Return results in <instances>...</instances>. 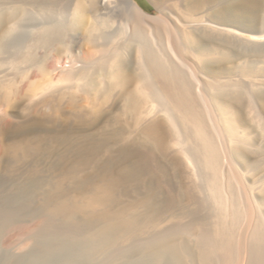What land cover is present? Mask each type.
I'll list each match as a JSON object with an SVG mask.
<instances>
[{
  "label": "bare ground",
  "instance_id": "6f19581e",
  "mask_svg": "<svg viewBox=\"0 0 264 264\" xmlns=\"http://www.w3.org/2000/svg\"><path fill=\"white\" fill-rule=\"evenodd\" d=\"M151 1L155 6L153 14L144 12L135 0H74L72 4L62 0H21V4L0 10V26L7 19L28 16L35 9L44 16L36 29L49 38L67 27H83L89 12L99 11L98 15L109 16V20L110 16H118L119 36H113L115 40L110 35L113 40L99 53L98 60L89 65L84 56L86 64L79 68V78L73 72V62L68 68L62 67L58 79L68 82L69 88L87 91L79 82L83 80L80 76L108 64L116 81H124L122 85L127 89L134 73L143 97V111L157 117L154 115L139 127V149L127 144L118 147L117 158L124 161L119 168L112 167L111 156L98 161L91 174L77 180L78 187L100 181V199L114 200L117 188L140 180L143 171H149L151 154L165 147L169 133L171 144L196 179L195 189L208 195L217 207L216 221L210 230L201 222L193 226L197 252L187 245L186 230L179 232V237L159 238L144 254L161 264L166 258H171L173 264H232L235 254L238 264H264V192L260 197L257 194L264 180L250 184L245 177L254 165L251 158L264 154V42H252L250 38L264 40V0ZM241 34L245 39L236 37ZM100 36L105 41H92L95 47L111 40L108 35ZM6 46L1 43L2 49ZM130 61L135 63V71ZM24 124H11L8 131L0 128V134L9 138L3 153L6 167L10 166L7 176L0 175V211L30 207L44 184L53 188L59 185L54 178L44 179L38 168V160L44 155H58L69 161L50 163L48 171H60L57 177H74L93 161L104 144L91 135L84 136L82 143H75L68 133L26 136ZM61 145L65 147L63 152L58 150ZM131 158L136 160L128 162ZM18 162L23 165L16 167ZM44 195L46 204L50 198L58 197L51 194V189ZM64 196L57 198L53 215L67 217L74 212V203L61 199ZM152 196L151 191L133 200L142 207V215H124L117 223L105 226L103 232L111 234L118 226L122 234L129 236L152 223L163 210ZM204 200L196 202L205 205ZM241 224L242 231L238 230Z\"/></svg>",
  "mask_w": 264,
  "mask_h": 264
},
{
  "label": "rangeland",
  "instance_id": "374dc122",
  "mask_svg": "<svg viewBox=\"0 0 264 264\" xmlns=\"http://www.w3.org/2000/svg\"><path fill=\"white\" fill-rule=\"evenodd\" d=\"M62 1L70 4L74 2V0ZM135 1L144 12L148 14L155 12L151 0ZM21 3V0H0V10ZM69 11L66 17L69 16ZM175 11L173 9L174 13ZM97 13L100 14L99 11L89 12L83 27H67L55 32L56 35L53 33L49 38H44L36 29L44 20V16L35 9L28 16L20 15L14 19H7L0 26L1 130L8 131L11 124L25 123L26 136L68 133L75 143H82L84 136L91 135L104 143L93 161L78 170L74 177H57V172L60 171L47 170L48 165L53 162L69 163L64 160L65 158L58 155H44L38 160V168L41 169L44 179L54 178L53 180H57L59 185L57 184L56 189L51 184H44L38 190L34 205L30 207L23 210L0 211V264H161L144 254L145 250L159 238L179 237L181 236L179 232L187 230L188 234H184L185 241L192 251L197 252L198 248L193 239L195 238L193 228L196 223L201 222L210 230L211 225L216 221L217 207L208 195L195 189V178L190 174L189 167L179 156L176 147L171 144L169 133L165 147L151 154L149 171L147 169L146 172L143 171L145 174L142 173L143 178L140 180L117 188L114 200H106L103 197L100 199L102 195L98 186L100 181H96V184L91 183L93 186L89 184V187H78L77 180L85 174H91L98 161L102 162L112 157V167L119 168L124 161L117 158L118 147L127 144L139 149L141 141L139 127L156 115L143 111V97L138 90L139 81L134 73L133 83L131 82L127 89L122 85L124 81H116L118 79L114 78L108 64V67L105 65L108 69L105 66L96 67L95 71L91 68L93 71L90 72V69L86 75L83 74V78L80 76V80H83L79 82H83L82 85H85L87 91L77 90L76 87L69 88L68 82L58 79L62 67L68 68L73 62H75L73 72L79 78L81 66L86 64L84 56L88 57V63L92 65L98 60L103 48L109 47L110 41L119 36L118 27L121 19L118 16H110L109 20V16ZM103 19L107 22L101 24ZM259 24L256 25H262ZM93 25L98 28L102 26L103 30L97 27L92 30ZM100 35H108V39L110 35L115 38H110L106 45L95 47L94 41L98 44L105 41ZM40 36L44 41L38 40L41 39ZM236 37L242 40L245 39V34ZM250 38L252 42L257 40L264 42L263 39ZM1 43H6V48L2 49ZM130 63V67L132 66L134 70L135 63L133 61ZM99 69H104V74L102 70L98 71ZM243 79L249 81L248 77ZM162 126L168 131L165 121H162ZM7 141L9 138L0 134V175L2 176L8 175L6 170L10 167H6L7 160L3 153V146ZM64 148L62 145L58 146L60 152H63ZM135 160L131 158L128 162ZM251 160L254 162L253 168L245 175L250 184L259 179L264 180V154ZM15 165L19 167L23 162ZM50 189L51 194L58 197L50 198L46 204L44 193ZM151 191L153 200L163 207L158 218L152 223H146L129 236L122 234L118 226L113 227L114 232L111 234L103 232L105 226L117 223L125 218L124 215L126 217L142 215V207L134 204L133 200ZM262 191L264 192V187L261 188V193L258 191L257 194L262 195ZM63 195L66 196L61 199H66L75 205L71 216L52 213L56 200ZM200 196L205 199V205L196 202V200L201 201ZM172 200L175 203L171 205ZM239 228L240 231L244 230L242 224ZM238 261V255L235 254L232 264H238ZM164 264H173V261L171 258H166ZM182 264L186 263L182 262ZM192 264L198 263L194 261Z\"/></svg>",
  "mask_w": 264,
  "mask_h": 264
}]
</instances>
